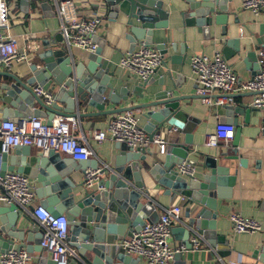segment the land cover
Segmentation results:
<instances>
[{"label": "water", "instance_id": "water-1", "mask_svg": "<svg viewBox=\"0 0 264 264\" xmlns=\"http://www.w3.org/2000/svg\"><path fill=\"white\" fill-rule=\"evenodd\" d=\"M102 1L110 19L117 21L125 18V39L130 44V52L135 51L139 44L154 45L155 33L169 30L171 13L165 9L163 0ZM229 1L185 0V10L172 16L173 23L178 24L181 21L184 31L187 29L192 31L193 39L197 32L203 34L205 40L209 41L212 32L218 27H221L222 34L226 36L229 17L236 16L229 12ZM234 23L239 25V19L236 18ZM183 29L179 31L180 34L184 33ZM259 35L264 36V25L260 27ZM157 38L161 41L166 39L163 35H158ZM56 43L57 49L46 43L41 52L31 53L34 61L23 77L0 72V78L12 81L11 84L2 87L5 92L2 101L9 106L3 113V119H12L21 125L24 119L32 116L43 118L45 115L47 124L51 126L57 116L83 119L142 111V117L147 120L144 130L150 139L152 140L157 133L165 131L167 145L165 154H156L153 145L146 149H134L126 144L117 143L120 154L111 167L101 166L95 157L79 161L75 166L72 160L64 159L61 154L55 152L45 155L33 153L31 147L15 148L16 157L13 159L20 166L19 172L31 173L28 166L33 164L43 175L50 176V179H40L43 184L37 189V194L43 199L41 205L55 215L65 214L69 220L68 240L70 245L77 249L82 260L81 263L74 260L69 264H138L141 261L140 258L123 252L115 243L132 236L146 222H157L159 219L157 207L148 200L147 194H150V191L143 180V171L159 185L166 187L168 194L186 197L190 202L191 207L185 216L187 221L173 226L171 233L186 246V251L194 249L192 239L198 234L206 237L208 233L205 228L215 227L214 221L219 215L217 201L228 199L229 193L225 196V191L228 192L236 184L237 174H231L230 162L239 161L240 166H247V160L239 151L241 128L236 119H228L235 112V107H219L227 111L225 117L220 119V123L233 124L236 129L231 147L219 155L199 154L206 157L203 168L209 169V173L202 177L183 176L177 170L180 164L186 161L196 165L189 155L193 152L190 148L193 145L192 133L199 123L190 118L182 103L203 98L199 95L176 96L175 91L182 84L178 86L176 82L172 84V88H168L165 78L158 84L162 90L156 92L151 90L145 94L144 90L154 84L149 79L140 83L133 93L141 100L148 99V102L120 107L122 103L129 101L130 92L127 88L118 90L111 83L114 74L104 69L100 47L96 53L91 54L90 63L86 66L83 62L77 63V57L61 45L63 39ZM238 45L240 40L226 43L227 48L234 50L225 51L226 60L231 55L240 56L242 51L247 49L246 47L241 49V45ZM157 49L162 55L166 53L164 44H159ZM247 59L250 62L258 61L255 52H248ZM169 78L171 80V73ZM36 87L51 92L54 95V103L48 105L40 98L34 92ZM236 97V94L233 95V98ZM110 105L119 107L107 110ZM88 109L94 112H83ZM240 109L247 110V115L251 112L248 106H241ZM181 135L184 136L183 142ZM6 155L3 154V161ZM21 156L26 157L27 163L22 164ZM224 161L229 162L226 164ZM88 168L92 170L102 168L94 184L89 188L85 186L84 179L76 182L72 178L74 172H85ZM2 169L3 174L6 169L4 164ZM262 207L264 208V201ZM0 220V254L20 249L39 253L45 251L41 247L42 230L37 222H31L18 206L0 202ZM30 223L31 228L28 226ZM215 234L217 235L211 232L210 237H214ZM88 251L94 253L93 261L86 256ZM254 256L264 262V245L254 252ZM181 257L182 253H177L175 260L179 262ZM115 260L119 263H115ZM43 263L57 264L53 259L41 258V264Z\"/></svg>", "mask_w": 264, "mask_h": 264}, {"label": "crops", "instance_id": "crops-1", "mask_svg": "<svg viewBox=\"0 0 264 264\" xmlns=\"http://www.w3.org/2000/svg\"><path fill=\"white\" fill-rule=\"evenodd\" d=\"M61 1L63 0H17L11 3L10 35L16 39L19 51L22 52L26 59L21 63H15L10 71L0 68V72H8L23 77L27 73L28 67L34 61L31 53L41 52L46 43L53 45V48L57 49L55 45L57 44L58 46V43L56 41L63 39L61 35L62 24L57 12V4ZM70 1L74 3L79 15L83 18H101L102 20V25L95 40L101 49L100 58L103 67L108 72L114 74L111 78V83L115 88L118 90L127 88L130 92L129 101L122 103L120 107L135 106L148 102V99L141 100L133 95L136 87L143 81L138 80L127 70L120 67L123 55L130 52V44L125 39V18L118 19L117 21L110 19L103 7L102 0ZM243 2L244 0L229 1V12L236 14V16L230 15L229 17L225 30L227 35H223L221 27H218L212 32L211 39L207 41L203 34H197V32L194 36L195 39H193L191 35L192 31L188 29L184 31L181 21L178 24L173 23L172 16L178 15L185 10V0H164L165 9L171 13L169 30L161 33L156 32L153 39L154 45H152L157 48L159 44H164L166 52L165 54L163 53L164 65L155 76L150 78L154 84L152 87L144 90L145 94L151 90L155 92L162 90L158 84L162 78H165L168 88H172V84L176 82L178 86L182 84L175 91L176 96L198 95L196 76L190 65L191 58L201 54L213 56L217 52L225 56L226 50L234 52L232 48L226 47L228 41L234 40H240L241 49L244 47L247 49L243 50L240 56L227 55V61L241 80L247 81L255 77L258 71L257 62L248 61L247 55L248 52H255L258 57L259 52L264 50V36L259 35L260 27L264 25V11L259 16H255L243 9ZM236 18L240 21L239 25L234 23ZM182 29L184 33L180 34L179 31ZM158 35H163L166 39L161 41L157 38ZM184 38L187 39L184 40ZM61 45L64 47V43ZM139 46L141 45L139 44L137 48ZM71 53L77 57V63L83 62L84 65H89L91 53L77 48L72 49ZM170 73L172 75L171 80L169 78ZM11 82L9 79L0 78V122L12 120L2 118L4 111L9 109V106L2 101L5 96L2 87L11 84ZM236 96L235 106H233L235 107V112L232 113L234 116L231 115V118L228 119H236L241 128L239 151L241 156L247 160V166H240L239 161L230 162L232 164L231 174H237V181L234 187H231L228 192L225 191V194L229 193V198L218 199L217 201L219 215L215 221L210 220L211 222H215V227L211 228L207 226L205 228V231L208 233L206 237L198 234L200 248L184 251L182 253L183 257H181L179 262L174 259L173 264H264V262L254 256V252L264 245V208L262 207L264 201V109L258 110L251 106L254 96L248 92H239ZM182 105L190 118L199 123L192 133L193 145L190 148L193 152L190 153L189 158L196 162L195 176L202 177L205 173H209L210 170L203 168L206 157L199 154H222L231 147L234 141L223 144L215 149L207 148L204 145L206 137L215 133L220 119L225 117L227 111L218 107L212 108L205 104L202 99L198 98L185 101ZM60 106L65 107L64 105ZM241 106H248L251 112L247 115V110L242 111L240 109ZM37 107L36 105L35 108ZM118 107L110 105L107 107V110ZM83 112H94V110L88 109ZM133 113L139 119L141 128L144 129L147 120L142 117V111H133ZM44 116H42V119L47 122V118ZM114 116L79 119L80 124L77 135L85 137L88 140L89 146L95 154L93 157L100 162L101 166H113L120 151L117 150V143L108 140L99 144L92 139L91 135L95 130H107ZM58 118L60 117L57 116L54 120ZM157 134H161L162 138L166 140L165 131ZM175 134L179 135L178 132H175ZM183 141L184 136L181 135V142ZM154 150L156 154H161L157 146H154ZM14 152L15 149L11 150L3 161V164L6 166L5 171L19 172L20 166L13 159L15 156ZM32 152L35 154L40 153L35 148H32ZM61 155L64 159L72 160L73 165H78V162L68 155ZM21 160L22 164L27 163L25 162V156H21ZM224 162L227 164L229 161ZM30 170L31 173L24 174L28 175L31 180V185L36 194L35 203H41L43 199L37 194V189L43 184L40 179H50V176L43 175L41 170L35 168L33 164L32 166H28V171ZM142 176L147 189L150 191V194H147L148 200L157 207L159 214L165 207L180 205L183 208L181 223H185L187 221L185 218L186 213L189 207H191L188 199L183 196L168 194V189L159 185L147 172L143 171ZM72 178L76 182L82 181L84 179V172H74ZM225 196L228 195L226 194ZM52 207L54 208V206ZM233 213H240L245 217L256 219L261 223L262 230L255 233H235L230 219ZM24 214L30 218L31 222L35 221L29 210H24ZM28 226L31 228V223ZM211 232L217 233V235L215 234L214 237H210ZM169 242L173 246L182 244L172 233ZM71 248L75 250L77 255L72 256L69 263H72L74 260L81 263L82 260L79 257L77 249L72 246ZM33 253L36 255V264H41V258L52 259L46 251ZM223 254H226V256H223ZM86 256L89 260L93 261L95 255L93 252L88 251ZM115 263L119 262L115 260ZM138 264L147 263L141 260Z\"/></svg>", "mask_w": 264, "mask_h": 264}, {"label": "built area", "instance_id": "built-area-1", "mask_svg": "<svg viewBox=\"0 0 264 264\" xmlns=\"http://www.w3.org/2000/svg\"><path fill=\"white\" fill-rule=\"evenodd\" d=\"M14 1L17 0H0V68L8 71L15 63L26 59L19 51L18 42L10 35V5ZM243 9L259 16L264 11V0H244ZM57 12L62 24L64 47L70 52L77 48L91 54L96 53L99 45L95 37L102 25L101 18H83L70 0L59 2ZM257 64L255 77L243 81L220 52L213 56L195 55L190 63L196 76L197 93L208 106H235L233 95L250 92L256 94L251 106L262 110L264 50L259 52ZM163 65L164 56L161 52L154 46L145 44L133 52L125 53L120 61V67L140 81H147L155 76ZM34 92L48 105L54 103V95L42 87H36ZM79 124V118L74 117H60L53 120L51 126L42 118L33 116L24 119L21 125L12 120L0 122V202L15 204L23 211H30L42 230L41 247L57 264H69L71 257L77 255L68 240L69 220L65 214L55 215L45 206L35 203L36 194L28 175L15 171H5L2 174L3 154H9L15 148L31 147L45 155L55 152L68 155L77 162L89 160L95 154L88 140L77 135ZM235 130L233 124L219 123L215 133L206 137L205 147L215 149L228 144L234 140ZM91 137L99 144L110 140L134 149H146L153 145L159 148L161 154H165L167 149L161 134H156L151 140L132 111L115 115L107 130H95ZM101 169L85 170L86 187L94 184ZM177 170L183 176H194L196 167L185 161ZM182 214L183 208L180 205L165 207L157 222H146L132 236L117 241L115 245L126 254L138 257L147 264H173L176 254L186 251L184 244L173 246L169 242L172 227L181 223ZM230 219L235 233H255L262 230L259 221L240 213H233ZM192 242L195 249L200 248L198 235ZM0 264H36V255L27 249L9 250L0 254Z\"/></svg>", "mask_w": 264, "mask_h": 264}]
</instances>
